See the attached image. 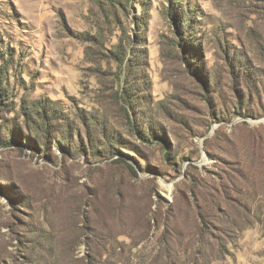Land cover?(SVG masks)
Here are the masks:
<instances>
[{"label": "rangeland", "instance_id": "374dc122", "mask_svg": "<svg viewBox=\"0 0 264 264\" xmlns=\"http://www.w3.org/2000/svg\"><path fill=\"white\" fill-rule=\"evenodd\" d=\"M119 1L0 0V264H264V0ZM44 98L87 154L21 137Z\"/></svg>", "mask_w": 264, "mask_h": 264}, {"label": "trees", "instance_id": "16d2710c", "mask_svg": "<svg viewBox=\"0 0 264 264\" xmlns=\"http://www.w3.org/2000/svg\"><path fill=\"white\" fill-rule=\"evenodd\" d=\"M117 3L122 2L118 0ZM164 15L167 21L171 24L173 35L176 38L183 37L185 33L191 29L189 27L191 26L194 12L192 14L191 10L184 7L182 2L175 1L171 7H168V10ZM133 48L134 47H132V49ZM117 99L126 112L127 106H132V101L125 95V90L117 95ZM21 114L25 117L26 122L31 120L29 125L25 122L27 124L25 125V133H21V137L26 134L31 138L34 145L41 149V151H45L54 139L53 137L56 136L63 148L70 151L74 150L86 154L88 153V141L87 143L83 141V135L84 133H87L86 130L88 126V122L84 118V115L86 114L85 110L78 108L74 118H70L59 108L57 101L44 98L27 102L23 99L21 102ZM131 119L132 118L127 115L128 124L133 126ZM34 124L37 126L36 135L30 131L31 125ZM162 143L163 145H166L164 141H162ZM113 161L124 163L129 171L133 175H136L134 166L128 163L124 158L117 157ZM210 206L211 208H214V206Z\"/></svg>", "mask_w": 264, "mask_h": 264}, {"label": "bare ground", "instance_id": "6f19581e", "mask_svg": "<svg viewBox=\"0 0 264 264\" xmlns=\"http://www.w3.org/2000/svg\"><path fill=\"white\" fill-rule=\"evenodd\" d=\"M165 188H167V189H168V188H169V185H165Z\"/></svg>", "mask_w": 264, "mask_h": 264}]
</instances>
